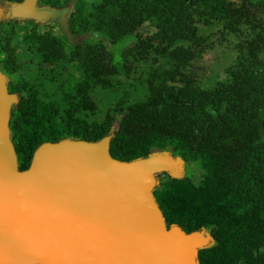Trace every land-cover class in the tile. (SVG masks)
Here are the masks:
<instances>
[{"label":"trees","instance_id":"obj_1","mask_svg":"<svg viewBox=\"0 0 264 264\" xmlns=\"http://www.w3.org/2000/svg\"><path fill=\"white\" fill-rule=\"evenodd\" d=\"M72 4L62 37L34 29L24 32L22 40L35 44L43 61L67 59V35L92 31L116 42L148 21L157 30L156 38L168 48L175 69L151 73L145 98L125 104L120 97L116 111L123 116L117 127H113L114 115L90 126L78 113L81 107L93 110L95 105L85 99L74 102L64 92L61 116L55 102L42 100L35 87L22 79L13 51L1 37L0 54L5 55L0 56V70L8 91L18 94L27 89L11 106L9 119L19 169L29 166L41 143L64 138L97 141L109 136L111 156L124 161L169 150L202 171L197 186L186 176L153 190L168 226L210 232L209 244L198 250V264H264V252L253 253L264 243V60L254 56L242 62L228 82L208 90L176 72L192 56L178 41L193 44L198 40L194 14L232 26L236 12L230 1L99 0L87 7L85 0H37L39 7L54 10H68ZM255 5L264 15V0H256ZM9 20L2 21L5 27ZM78 59L77 70L87 83L107 87L112 85L107 76L127 73L124 62L107 66L94 49L78 53Z\"/></svg>","mask_w":264,"mask_h":264},{"label":"water","instance_id":"obj_2","mask_svg":"<svg viewBox=\"0 0 264 264\" xmlns=\"http://www.w3.org/2000/svg\"><path fill=\"white\" fill-rule=\"evenodd\" d=\"M37 0L12 2L8 18L56 19ZM14 94L0 70V264H198L211 236L167 225L156 176L181 163L169 152L129 161L110 137L43 142L20 170L10 137Z\"/></svg>","mask_w":264,"mask_h":264},{"label":"rangeland","instance_id":"obj_3","mask_svg":"<svg viewBox=\"0 0 264 264\" xmlns=\"http://www.w3.org/2000/svg\"><path fill=\"white\" fill-rule=\"evenodd\" d=\"M98 1L85 0V4L90 7ZM229 1L235 8L236 17L233 18L235 24L229 26L223 20L195 13L193 18L198 28L197 42L191 44L178 41L183 48L191 50L192 56L189 63L176 69V72L195 79L203 89H213L220 82H228L231 72L254 56L264 60V15L255 5L256 0ZM72 9L73 4L68 10L60 9V15L56 19L38 23L12 18L8 27H5L4 23L0 22V38L8 41L7 47L13 51L22 79L35 87L42 100L55 102L61 116L66 92L74 102L85 99L95 105L93 110L81 107L78 113L88 125H98L104 121L106 115H114L113 127H117L123 116V112L116 111L119 98L122 97L125 104L145 98L148 93L146 80L150 74L175 69L176 63L169 57L168 48L166 49L156 38L157 30L154 24L148 21L132 34L124 35L116 42L92 31L77 37L67 35L70 44L66 49L67 59L43 61L36 53V45H30L22 40L24 32L34 29L41 34L62 37L68 29ZM90 49H94L107 66L121 60L126 65L127 73L123 70L107 76L112 83L107 87L101 83L85 82L77 70L78 53L85 55ZM4 55L5 53L1 52L0 56ZM26 93L27 89H24L14 94L16 102ZM180 160V165L173 173L161 172L156 176L155 191L161 190L172 179L186 176L191 177L194 186L198 185L202 177L201 169L194 163L181 158ZM204 232L211 236L210 232ZM263 252L264 243L253 250L254 255Z\"/></svg>","mask_w":264,"mask_h":264},{"label":"flooded vegetation","instance_id":"obj_4","mask_svg":"<svg viewBox=\"0 0 264 264\" xmlns=\"http://www.w3.org/2000/svg\"><path fill=\"white\" fill-rule=\"evenodd\" d=\"M22 0L20 1H0V22L6 20V19H12V18H8L6 17V12L8 11V8L10 6V4L12 2H21ZM38 6V5H37ZM39 7V6H38ZM41 8V7H40ZM59 15H60V12L59 10H56ZM33 20V19H32Z\"/></svg>","mask_w":264,"mask_h":264}]
</instances>
